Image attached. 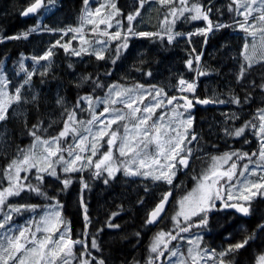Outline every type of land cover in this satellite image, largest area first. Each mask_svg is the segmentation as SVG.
Segmentation results:
<instances>
[{
	"label": "trees",
	"instance_id": "1",
	"mask_svg": "<svg viewBox=\"0 0 264 264\" xmlns=\"http://www.w3.org/2000/svg\"><path fill=\"white\" fill-rule=\"evenodd\" d=\"M30 2L31 0H0V38L21 35L36 25L40 26L38 31L30 33L26 39H0V68L4 67L7 73L10 91H14L27 78L26 72L21 70V65L27 71L36 73L32 76L30 84L22 89V95L28 102L12 105L8 110L7 119L0 121V184L4 187L7 185V181L2 179L4 169L11 160L18 157L21 149L24 150L33 143L34 138L29 134L33 130V125L39 126L38 135L44 138L55 136L62 129L69 111L74 108L76 111H82V105L86 104L82 97L89 96L95 101L109 95L112 83L144 85L153 93L156 89L163 88L168 97L179 98L182 96L177 90L179 80L197 78L196 93L191 96L195 100L211 99L215 95L216 98L228 102L230 110L249 111V109L264 108V89L259 87L264 83V66L256 64L247 71L243 79H238L240 65L244 63L241 56L243 45L246 40L251 44L252 38L247 36L236 23L243 21V17L229 10L232 0H199L200 3L205 6L210 5L212 8L209 18L213 29L206 35L200 34L198 30L207 27L205 20H191V15L178 18L172 28V34L179 32L182 35L176 36L171 42L167 39L168 26L161 23L160 17L168 14L169 9L176 5L177 1L175 4L161 5L158 0H148L143 8H139L140 15L131 22L134 32L160 33V36L140 37L127 34L129 22L126 19L128 14L137 10L138 0H112L121 14L112 21L113 27L108 31L110 33L121 31L122 37L128 35V47L120 52L118 58L115 50L123 41L112 40L110 37L99 35V32H92V25L83 29L88 44H82L81 40L75 38L73 47L69 46L68 51L59 46L66 44V40L72 37L70 34H75L70 32L68 36L62 37L61 30L79 26L85 7L83 0H52L42 15L25 19L20 13ZM95 5L96 2L93 0L88 7L93 8ZM234 6L232 5L233 9ZM95 8L96 6L93 9ZM109 9L102 10L109 11ZM117 20L122 21V24L117 25ZM218 23L230 26L217 29L215 26ZM101 28H104L103 25ZM98 37H104L106 43L98 45L96 40ZM81 48L87 51L81 52L79 56L72 54V49ZM90 48L97 49V52L102 50L103 55L105 54L104 59H98ZM49 49L54 53L50 61L37 62L32 59L42 56ZM196 54H202L200 64L196 63ZM189 59L193 61L191 67L187 64ZM47 66L48 70H46ZM197 69L206 74L198 75ZM257 87L260 89L259 107H255ZM233 98H238L240 103H234ZM61 100L63 102L58 103ZM78 101L79 107H77ZM105 106L94 104L93 109L99 110ZM114 106L123 107L121 104L112 107ZM226 108L217 104L195 108L191 127L192 134L196 135V139L191 143L194 147L192 165L197 163L201 166L213 154H219L228 148L236 147L243 149L242 152H252L251 146H245V141L252 134L239 139L225 135L222 111ZM165 109L167 107L157 109L156 116ZM84 111H90L89 107ZM212 112L213 120L210 118ZM242 115L239 113V116ZM90 116L85 113V121H88ZM237 123L238 120L236 123H231L233 131ZM94 171V167H91L85 168L82 172L65 174L58 168L60 179L44 174L42 187L50 197H55V200L63 205L62 215L70 222L72 238L85 239L89 245L88 250L92 256L97 257V260L102 259L105 264H148L149 259H154L156 256L150 251L155 230L163 227L170 230L167 220L174 207V201L168 215L157 228L146 224V220L150 211L160 202L163 193L172 190L175 195L185 191L182 189L184 185L176 188L181 178V184L186 180L185 174L177 175L178 178L173 185H167L163 181L140 176L131 177L124 173H118L114 178L107 179L106 175L94 176ZM35 174L34 171L27 182L36 184ZM65 177H70L72 183L61 191L63 189L61 180ZM105 179L108 183H104ZM83 183H87L88 188H83ZM8 203L38 205L35 212L24 211L30 215L34 213L35 220L38 221L50 201L33 192L25 191L20 196L9 198ZM84 206L87 207V215L91 221L87 229H85ZM113 213L116 215L113 216ZM220 214L219 209H213L208 213L207 228L193 227L190 232L179 234L184 239L178 237L172 242L175 245L181 242L184 248L189 239L202 234L203 246L209 250L215 249L219 253L229 245L237 243L235 238L240 235L246 237L253 235L264 239V230L259 228L264 222L263 206L254 204L250 216L234 217L233 222L241 218L245 220L241 229ZM14 215L13 218H17ZM109 222L118 224L119 228L107 227ZM85 232L87 236L83 235ZM171 232L176 234L174 229ZM92 238H95L99 245L98 251L91 248ZM263 245L264 243L261 244ZM76 249L79 252L81 246L77 245ZM237 252L239 258H246L250 249ZM167 253L169 251H165L163 261ZM163 261L161 263L156 261V264H163ZM233 261L236 263V260ZM93 264L97 262L93 261Z\"/></svg>",
	"mask_w": 264,
	"mask_h": 264
},
{
	"label": "snow or ice",
	"instance_id": "2",
	"mask_svg": "<svg viewBox=\"0 0 264 264\" xmlns=\"http://www.w3.org/2000/svg\"><path fill=\"white\" fill-rule=\"evenodd\" d=\"M146 2L148 0H138L137 10L127 15L128 35L160 36V33H136L131 27V22L140 15L139 8H143ZM158 2L161 5H169L175 4L176 0H158ZM50 3L52 0H47V4ZM83 3L85 7L80 17L79 26L61 31H64L65 35L68 32L77 33L82 44H88L89 41L85 39L83 29L86 25H92V32H99V35L110 37L112 40L123 41L115 50L118 58L120 52L128 47V35L122 37L121 31L110 33L107 30L113 27L112 21L121 14L116 3L107 0L105 4H101L94 10L88 7L89 0H83ZM179 5V8L171 7L169 9V15L173 17L171 21L167 15L163 20V24L168 25L166 32L169 42L176 36L182 35L179 32L173 35L172 26L175 25L178 15L183 17L185 12L191 13V20L208 21L207 27L201 29L200 34L206 35L212 30L213 25L209 20V13L212 11L210 5L205 6L199 0H195L190 6H188L189 0H179ZM232 5L236 7L233 9ZM45 7L46 0H31L29 6L23 9L20 14L27 17L30 14L38 13ZM104 8H111L112 11L108 15H104L102 12ZM229 10L235 11L237 15L243 17V21L236 23L247 36L252 38L251 44L246 40L241 52L244 63L240 65L238 79H243L247 71L254 65L264 66V0H232ZM116 23L120 25L122 21L117 20ZM101 25L105 27L102 29ZM229 26L218 23L215 27L218 29ZM39 28L40 26L36 25L21 35L0 39H26L30 33L38 31ZM48 30L53 31L52 29ZM97 43L104 44L106 41L98 40ZM59 46L65 51L69 50V44H59ZM71 51L73 55L79 56L87 49H72ZM95 54L98 59H104L102 50ZM53 55L52 49H49L44 55L32 59L37 62L47 61ZM195 59L199 61L200 55H197ZM187 64L191 67L193 61L189 59ZM21 70L26 72L27 78L14 91H9L8 84L10 82L0 73V121L7 119L8 110L12 105L28 102L22 95V89L25 85L30 84L32 76L36 73L27 71L23 65H21ZM197 72L198 75L206 74L199 69ZM43 74L41 73V75ZM179 86L181 92H195V82L190 83L181 78ZM259 87L264 89V83H261ZM147 96H151L152 101L144 104ZM34 99L35 97H33ZM81 99L87 101L89 110L92 111L91 118L87 122L77 120L74 108L67 113L62 129L55 136L44 138L37 134L39 126L33 125V130L29 133L34 138L33 143L27 150L21 149L20 155L11 160L4 169L2 179L7 181V187L0 184V264H93V261H96L97 264H105L104 260H97V257L92 256L85 239L72 238L70 222L62 216L63 205L55 200V197H50L42 187L45 179L44 174L60 179V174L57 171L58 166L60 172L65 174L82 172L85 168L94 167V176L101 175V171H103L109 177H114L115 173L123 170L125 175L150 177L154 181H163L168 185L173 183L178 170L177 165L182 168L189 167L192 149L187 147L185 141L191 143L196 139L194 133L189 138V129L194 120L189 111L194 107L192 99L187 96L168 97L163 88H159L153 93L145 90L143 85H135L133 88L112 85L109 88L108 97L104 99L94 101L89 96ZM62 102V100L58 101V103ZM216 102L224 103L222 100L196 99V103L205 105ZM233 102L240 103L238 98H233ZM94 104L106 106L99 114H96L93 109ZM117 104H121L123 107H112ZM169 105L172 106L170 116L168 111H163L159 116H156L157 109L166 108ZM77 107H79V101ZM179 109H183V111H178ZM185 113H188L187 118H184ZM105 114H108L110 118L100 119ZM165 117H168L167 120ZM253 119L258 120L259 123L249 120L234 131L229 132L225 129V132L228 135L240 137L246 129L253 130L258 137L257 151L251 153L231 151L209 158L207 167L203 168L198 176L192 177L195 181L194 187L176 202L178 210L172 217L175 222L176 234L163 231L156 234L150 246L151 253L156 256L154 259L150 258L148 264H156V261L165 256V251L170 252L167 257L169 261H172L173 257L179 256L175 264H203L206 259L217 261V264H232L231 259H225V257L244 248L251 239H254L253 235H249L217 253L215 249L201 250L199 241L202 237L197 236L196 240L188 241L193 247L188 249L187 257L178 249L168 248V244L177 240L178 237L184 239L179 236L180 233L190 232L193 227L207 228L208 213L216 208V201H221L222 207L225 209H235L247 216L251 213L252 200L257 196L264 197V108L258 109L257 115ZM113 125L119 126L113 129ZM105 137H108L106 141ZM104 144L108 146V150L100 152V148L104 147ZM37 146H39L38 151ZM113 149L118 152V156L114 155ZM97 156L99 158L94 161L93 158ZM234 157L235 159H233ZM253 157L257 159L254 160ZM245 160L246 163H240ZM249 165H254V167L250 168ZM32 170H35L37 183H25L28 181L27 174L32 173ZM21 173H26V175L22 176ZM251 176H258V180H251ZM61 183L63 185L61 191H63L71 185L72 180L70 177H65ZM104 183H108V180L105 179ZM83 188H88V184L83 183ZM25 191L33 192L50 203L45 206L46 211L38 221L33 219L25 225L14 227L12 225L14 214L20 215L24 211L35 212L38 207L33 204L13 205L8 203L9 198L20 196ZM171 196V190L162 194L160 202L150 212L146 224H153L161 217ZM53 200L55 203H51ZM229 201L235 202L229 203ZM81 204H83L82 197ZM115 215L116 213H113V216ZM194 217L198 220H194ZM181 218L183 223H181ZM84 220L85 229H87L91 221L87 215L86 206H84ZM107 227L119 228V225L109 222ZM259 228L264 230V224H260ZM83 235L87 236V232ZM77 245L81 246L79 252L76 249ZM91 248L99 250L95 238L91 240ZM256 264H264V254L257 257Z\"/></svg>",
	"mask_w": 264,
	"mask_h": 264
},
{
	"label": "rangeland",
	"instance_id": "3",
	"mask_svg": "<svg viewBox=\"0 0 264 264\" xmlns=\"http://www.w3.org/2000/svg\"><path fill=\"white\" fill-rule=\"evenodd\" d=\"M91 1H93V0H89V3L91 2ZM95 2H96V8L97 7H100V5L101 4H105L106 2H107V0H94ZM177 2H176V5H174L173 7H177V8H179L180 7V5H179V0H176ZM193 2H195V1H192V0H189V5L188 6H190L191 5V3H193ZM94 5V4H93ZM29 6V5H28ZM94 6V7H95ZM93 7V8H94ZM234 7H236V6H234ZM93 8H91L92 10H94ZM95 8V9H96ZM44 9V8H43ZM112 11V9L110 8L109 9V11H104V10H102V12H103V14L104 15H108L110 12ZM241 11H242V9H241ZM168 16V18H169V20L171 21L172 19H173V17H171L170 15H169V13L168 14H165V15H162L161 17H160V20H161V23L163 24V20H164V17L165 16ZM188 15H191V13H188V12H185V14H184V16L183 17H187ZM183 17H179V15H178V17L176 18V21H177V19L178 18H183ZM199 20V19H198ZM209 20H210V18H209ZM206 23H207V25H208V21H205ZM113 23V22H112ZM176 24V23H175ZM164 25V24H163ZM86 26H88V25H86ZM85 26V27H86ZM164 26H168V25H164ZM85 27H84V29H85ZM103 27H105L104 25H103ZM172 28H174V26H172ZM212 29H213V27H212ZM107 30H109V29H107ZM201 29H199L198 31H200ZM210 32V31H209ZM70 32H68L66 35L68 36V34H69ZM61 34H62V37L63 36H66L65 34H64V31H61ZM70 35H72V37H69V39L68 40H66V44H69V46L70 47H73V39H79L80 40V38H79V34H70ZM123 35V34H122ZM85 37V36H84ZM5 40H8V39H5ZM97 41L98 40H100V41H104V37H98L97 39H96ZM98 45H101L100 43H98ZM90 50L91 51H93V52H97V49L96 50H92L91 48H90ZM44 55V54H43ZM104 57H105V54H104ZM52 58V57H51ZM51 58L49 59V60H47V61H50L51 60ZM4 67H2V68H0V73H2L6 78H7V80L10 82V80L8 79V77H7V73H6V71L3 69ZM49 68H48V66L46 67V70H48ZM112 85H119V86H122V87H125V88H133L135 85H133L132 83H130V84H126V85H120V84H117V83H112ZM111 85V86H112ZM144 86V85H143ZM8 89H9V84H8ZM144 89L145 90H147V91H150V89H149V87H147V86H144ZM157 90V89H156ZM155 90V91H156ZM9 91H10V89H9ZM151 92V91H150ZM106 97H108V95H105V96H103V97H101L100 99H104V98H106ZM150 101H152V97L151 96H147L146 97V99L144 100V103L145 104H148ZM83 107H81V110L82 111H76V116H77V120H80V121H84V122H87V121H85V117H84V114L85 113H88L89 115H92V111H84L85 109H87L88 107H89V105H88V103H87V101H86V104L85 105H82ZM115 107V106H114ZM142 107V106H141ZM171 107L172 106H167V109H165L164 111H168V113H169V116L171 115ZM103 108L104 107H101L99 110H94L95 111V113L96 114H99L102 110H103ZM178 111H183V109H179ZM70 112V111H69ZM157 112L158 111H156V114H157ZM163 112V111H162ZM161 112V113H162ZM161 113H159L157 116H159ZM191 113V112H190ZM237 112H235V113H233V115H231V114H229V116L226 118V116H225V119L223 120V123H224V130L225 129H227L229 132H232L233 130H232V127H233V125H231V123L230 122H232V123H236V121L238 120V117H237ZM187 115H188V113H185L184 114V118H187ZM191 115L194 117V114L193 113H191ZM90 118H91V116H90ZM110 117H109V115L108 114H105L104 116H101L100 117V119H102V120H105V119H109ZM155 118V117H154ZM167 118L168 117H165V119L167 120ZM193 122H194V120H193ZM229 122V123H228ZM121 123H123V122H121ZM193 125V124H192ZM119 125H113L112 127H113V129H115V128H117ZM236 128L235 129H238V126H235ZM94 131L96 130L95 128L93 129ZM248 131V130H247ZM224 133H225V135L226 136H228V137H232V135H228V134H226V132L224 131ZM246 133V132H245ZM191 134H192V128H190L189 129V138H190V136H191ZM234 138H237V139H239V138H242V136H240V137H235V136H233ZM108 139V137H105L104 138V140L106 141ZM193 141V140H192ZM192 141H191V143H192ZM258 142V141H257ZM103 143V142H102ZM191 143H188L187 141H185V144L187 145V147L188 148H191L192 149V154H193V148L194 147H192L191 146ZM257 145V148H255V142L254 143H252V144H250L249 146H251V149L250 150H252V152H254V151H257V149H258V147H259V145H258V143H256ZM29 147H27L26 149H24V150H27ZM39 150V146H37V151ZM108 150V146L106 145V144H104V147H102V148H100V152H104V151H107ZM245 150V149H244ZM113 151H114V155H117L118 156V152L115 150V149H113ZM231 151H237V152H242L243 151V149L241 150V149H239V148H236V147H233V148H228L227 150H224L223 152H220L219 154L217 153V154H213L212 156H218V155H222L223 153H225V152H231ZM251 153V152H250ZM20 155V154H19ZM18 155V156H19ZM193 157V156H192ZM190 158V161H193V158ZM99 158V156H97V157H94L93 159H94V161L96 160V159H98ZM118 159H126V158H118ZM233 159H235V157L233 158ZM253 159L255 160V159H257L256 157H253ZM205 161V160H204ZM208 162H209V160L207 159L206 160V162H203L202 164H201V166H199V164H194V165H192V169L191 170H193V172H194V174L196 175V176H198L199 175V173L201 172V170L203 169V168H205V167H207V165H208ZM247 161L245 160V161H241L240 163L241 164H243V163H246ZM189 165H191V164H189ZM249 167L250 168H252V167H254V165H249ZM58 168H59V166L57 167V171H58ZM177 168H178V170L176 171V175H175V177H174V179H173V182L178 178L177 177V175H178V171H180L181 169H182V167L180 166V165H177ZM34 171L35 170H32V173H34ZM32 173H30V174H27L28 175V178H29V176L32 174ZM118 173H124V171L123 170H121V171H119V172H117V173H115L114 174V177L118 174ZM21 175L23 176V175H26V173H21ZM106 175V178L107 179H112V178H114V177H109L108 176V174L106 173V172H103V171H101V175H99V176H105ZM129 176H131V177H137V176H140V177H144V176H141V175H129ZM144 178H146V177H144ZM147 178H149V179H151L150 177H147ZM251 180H253V179H251ZM253 181H255V180H253ZM25 183H27V181L25 182ZM167 184V183H166ZM168 185V184H167ZM172 185H173V183H172ZM5 187H7V185L5 186ZM177 187H178V185H177ZM176 187V188H177ZM193 187H194V185H193ZM192 187V188H193ZM191 190V189H190ZM189 190V191H190ZM188 192V191H187ZM185 195V194H184ZM182 196H179V198H178V200L181 198ZM177 200V201H178ZM176 201V202H177ZM217 202V201H216ZM53 203H55V201L53 202ZM178 210V205H177V203H175L174 202V207H173V209H172V211H171V213L169 214V217H168V220H167V226L169 227V229L170 230H167V229H164L165 227H163V228H158V229H156L155 230V232H154V234H153V236H152V239H151V244L153 243V240H154V237L156 236V234L157 233H159V232H161V231H163V232H165V233H168V232H171L172 231V229H174L175 228V222H174V220L172 219V217L175 215V213H176V211ZM46 211V208H45V210L43 211V213L41 214V216L44 214V212ZM15 216V215H14ZM63 216V215H62ZM15 217H17V218H13V220H12V225L15 227V226H21V225H25V224H27L29 221H31V220H33V219H36V217H35V215H34V213H32V215H30V214H27V213H22V214H20L19 215V217H18V215L17 216H15ZM40 218V217H39ZM196 217H194L193 219H195ZM181 223H183V219L181 218ZM197 236L198 235H196L195 237H193V238H191V239H189V240H196V238H197ZM199 237H202L203 238V236H202V234H200V236ZM173 242H174V240H173ZM172 241H171V243L170 244H168V248L169 247H173V248H175V249H178L179 250V252H182L183 254H184V256L185 257H187V253H188V249L190 248V247H193V245L192 244H187V246L186 247H182V243L180 242V243H176V245H175V243H173ZM151 244H150V246H151ZM199 246H200V248H201V250H203V249H208L209 250V248H207V247H204L203 246V239H201L200 241H199ZM161 248L163 249V245L161 246ZM172 248V249H173ZM210 251V250H209ZM153 254V253H152ZM170 255V252L169 253H167L166 254V259L163 261L162 260V257L160 258V260H158L157 261V263H161L162 261H163V264H175V261L176 260H178L179 259V256H177V257H173L172 258V261H169L168 259H167V257ZM85 258H89V257H85ZM203 264H217V261H214V260H208V259H206L204 262H203Z\"/></svg>",
	"mask_w": 264,
	"mask_h": 264
},
{
	"label": "flooded vegetation",
	"instance_id": "4",
	"mask_svg": "<svg viewBox=\"0 0 264 264\" xmlns=\"http://www.w3.org/2000/svg\"><path fill=\"white\" fill-rule=\"evenodd\" d=\"M47 0H46V7H47ZM45 7V8H46ZM44 9L40 12L39 15H42L44 13ZM38 15V16H39ZM35 18V17H34ZM256 77H258V73L256 74ZM257 82L259 83V77L257 79ZM255 91H256V96H255V107H259L260 104H261V101H260V89L257 87L255 88ZM212 100H216V101H219V99L221 98H216L215 95H213L211 97ZM227 99V98H225ZM222 100V99H221ZM219 103V102H218ZM223 107H227L225 111H222V120L225 119V116L226 118L229 116V114L233 115V113L237 112V117H238V123H237V126L238 128H240L241 126H243L245 124V122L249 121V120H253L254 123H259L258 120H254L253 118L257 115V112H258V109L257 108H254V109H249V111H236V109H228V102H224V103H220ZM242 110V109H240ZM195 113L196 111H192V113ZM239 113H242L243 115L242 116H239ZM213 115L214 113L212 112L210 114V118L211 120H213ZM229 123V122H228ZM232 123V122H230ZM248 130V131H247ZM246 133H244L242 135V137L248 135V134H252L250 138H248V142L246 143L245 142V146L247 145H250L252 143L255 142V146L257 145L256 143L257 142V139L258 137L254 134V131L253 130H250V129H246L245 130ZM250 132V133H249ZM257 138V139H256ZM246 149V148H244ZM190 164L187 171L185 172H181L178 171V175H181V174H185V181H183V183L181 184L182 182V178L178 181V183L176 184V186L178 185L177 188L182 187V189H184L185 191L184 192H178V194H175L174 195V199L173 201L176 203V201L178 200L179 196H183L184 194L187 193V191H189L190 189H192L193 185L195 184V181L192 179L193 176H196L193 172L192 169V163L190 161ZM250 179H253V180H258V176H251ZM235 201H229V203H233ZM254 204H257V205H260V206H263L264 207V197H260V196H257L256 198H254L251 202V213H252V207L254 206ZM216 208L220 210L221 214L226 220L228 221H231L233 222L232 220H234V217L237 216V215H241V217H246L245 215L237 212L235 209H231V208H228V209H225L222 207V202L221 201H217L216 202ZM250 213V215H251ZM168 215V214H167ZM250 215H247V216H250ZM237 219L233 222V224H236V226L241 229L244 227V222L245 220L244 219ZM244 223V224H243ZM262 224H264V222H262ZM210 233V231H209ZM246 236L245 235H240V236H237V238H235L236 242H240L242 239H244ZM264 243V239H262V237H254V239H251L249 241V243L242 249H240L239 251L241 250H245V249H250V253L249 255L244 258V257H240L239 258V253L238 252H235L233 254H231L229 257H226V259H231L232 261V264H256V259L259 255L261 254H264V245L261 246V244ZM233 260H236V263L235 261Z\"/></svg>",
	"mask_w": 264,
	"mask_h": 264
},
{
	"label": "water",
	"instance_id": "5",
	"mask_svg": "<svg viewBox=\"0 0 264 264\" xmlns=\"http://www.w3.org/2000/svg\"><path fill=\"white\" fill-rule=\"evenodd\" d=\"M43 9H41V10H39L38 11V13H36V14H30L29 16H27V17H25V16H23V18H25V19H29V18H34V17H36L41 11H42ZM188 97V96H187ZM189 99H192L193 100V105H194V107L193 108H191L189 111H194L195 110V108H196V106H215L216 104L218 105V106H220L221 104L220 103H218V102H216V103H210V104H207V105H205V104H199V103H196V101H194V99L193 98H191V97H188ZM183 102V101H182ZM189 163H190V160H189ZM187 169L188 168H182L181 169V172H185V171H187ZM172 191V190H171ZM173 199H174V191H172V196L171 197H169V202H168V204L165 206V212L164 213H162L161 214V217L160 218H158L157 219V221L155 222V223H153V224H149L152 228H156V227H158L159 226V224L163 221V219L165 218V216L167 215V213H168V211H169V208H170V206H171V203L173 202ZM159 203V202H158ZM155 208V207H154ZM153 208V209H154ZM152 209V210H153ZM151 210V211H152ZM150 211V212H151ZM150 214V213H149ZM149 218V217H148Z\"/></svg>",
	"mask_w": 264,
	"mask_h": 264
},
{
	"label": "built area",
	"instance_id": "6",
	"mask_svg": "<svg viewBox=\"0 0 264 264\" xmlns=\"http://www.w3.org/2000/svg\"><path fill=\"white\" fill-rule=\"evenodd\" d=\"M200 61V60H199ZM185 81H188V82H195V85H196V80H189V79H184ZM178 90H179V92H181L180 91V86H178ZM181 93H183V94H193V93H191V92H181Z\"/></svg>",
	"mask_w": 264,
	"mask_h": 264
},
{
	"label": "bare ground",
	"instance_id": "7",
	"mask_svg": "<svg viewBox=\"0 0 264 264\" xmlns=\"http://www.w3.org/2000/svg\"><path fill=\"white\" fill-rule=\"evenodd\" d=\"M44 10H45V8H44Z\"/></svg>",
	"mask_w": 264,
	"mask_h": 264
}]
</instances>
